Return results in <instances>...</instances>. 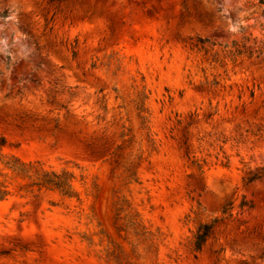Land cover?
Here are the masks:
<instances>
[{
	"label": "rangeland",
	"instance_id": "rangeland-1",
	"mask_svg": "<svg viewBox=\"0 0 264 264\" xmlns=\"http://www.w3.org/2000/svg\"><path fill=\"white\" fill-rule=\"evenodd\" d=\"M244 37L257 0H0L1 151L79 193L0 162V264H264V50L222 51Z\"/></svg>",
	"mask_w": 264,
	"mask_h": 264
},
{
	"label": "trees",
	"instance_id": "trees-1",
	"mask_svg": "<svg viewBox=\"0 0 264 264\" xmlns=\"http://www.w3.org/2000/svg\"><path fill=\"white\" fill-rule=\"evenodd\" d=\"M257 1L260 5L264 6V0ZM6 13L7 12H5L3 16H6ZM249 40V37H244L243 42L234 40L231 45L225 44L223 46L222 51L225 53L226 56L233 59V61H235L238 57L244 54L248 55L251 58L255 53H262L264 47H258L256 45V42L254 46L248 45L247 43L249 42ZM207 42H210V40L207 38H198L197 41L192 44L191 49L197 50L198 52H203L205 55H207L210 52V48L206 44ZM211 44L215 45V43ZM213 61H221L218 57L217 52L213 55ZM3 144L4 139L0 141V162L3 164V167L5 169H8L11 172V177L28 180L30 182L29 187H35L38 191L42 189L57 191L62 197H66L69 199H79V193L75 190L73 186L75 176L72 172L66 169H62L60 171L54 169H46L44 168V165L38 161L24 162L14 155H4L1 151V147L3 146ZM0 176L6 177L7 174L0 172ZM262 180H264V168L256 172L250 171L249 175L244 178V181L246 183H253ZM8 187L9 184H6L5 180H0V200L5 199L11 194V191L8 189ZM245 206L251 208L252 204L243 201L240 204V207L243 208ZM231 209L232 203H228L222 210V218L216 217L210 222H203L199 224L194 235L195 251H202L208 238L212 235L216 223L220 219L226 218V216H232Z\"/></svg>",
	"mask_w": 264,
	"mask_h": 264
}]
</instances>
